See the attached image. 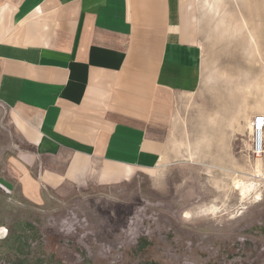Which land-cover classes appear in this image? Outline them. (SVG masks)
I'll return each mask as SVG.
<instances>
[{"label": "rangeland", "instance_id": "1", "mask_svg": "<svg viewBox=\"0 0 264 264\" xmlns=\"http://www.w3.org/2000/svg\"><path fill=\"white\" fill-rule=\"evenodd\" d=\"M179 1L210 90L177 104L175 161L124 174L70 153L38 157L0 103V264H264V153L245 150L248 119L264 115V0ZM222 115L248 130L220 131ZM191 118L203 120L192 138Z\"/></svg>", "mask_w": 264, "mask_h": 264}, {"label": "crops", "instance_id": "2", "mask_svg": "<svg viewBox=\"0 0 264 264\" xmlns=\"http://www.w3.org/2000/svg\"><path fill=\"white\" fill-rule=\"evenodd\" d=\"M209 82L179 0H0V103L38 157L70 153L124 174L169 164L182 135L177 104L201 101ZM202 121L190 119L191 138ZM246 122L222 115L220 131L242 135Z\"/></svg>", "mask_w": 264, "mask_h": 264}, {"label": "built area", "instance_id": "3", "mask_svg": "<svg viewBox=\"0 0 264 264\" xmlns=\"http://www.w3.org/2000/svg\"><path fill=\"white\" fill-rule=\"evenodd\" d=\"M251 154L254 158L264 153V115L257 114L250 122Z\"/></svg>", "mask_w": 264, "mask_h": 264}, {"label": "bare ground", "instance_id": "4", "mask_svg": "<svg viewBox=\"0 0 264 264\" xmlns=\"http://www.w3.org/2000/svg\"><path fill=\"white\" fill-rule=\"evenodd\" d=\"M263 137H264V132H263ZM257 161H258V160H257ZM259 162H260V161H258V163H257V164H258V167H259V165H260V163H259ZM245 190H246V189H245Z\"/></svg>", "mask_w": 264, "mask_h": 264}]
</instances>
